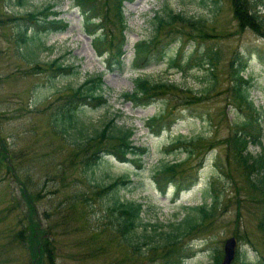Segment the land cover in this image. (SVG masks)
<instances>
[{"label":"rangeland","instance_id":"obj_1","mask_svg":"<svg viewBox=\"0 0 264 264\" xmlns=\"http://www.w3.org/2000/svg\"><path fill=\"white\" fill-rule=\"evenodd\" d=\"M256 1L264 6V0ZM49 6L46 14L57 13L68 25L66 32H37L31 15ZM258 9L264 17V8ZM124 11L128 44L118 62L95 51L75 0H0V149L6 150L0 164V264H40L33 260L34 223L41 224L42 235L55 243L49 246L53 264H165L168 260L216 264L232 237L238 241L239 253L233 264H257L258 255L264 257L259 227L264 194L253 190L241 164L228 152L234 122L246 116L232 103L229 80L232 66L239 59H249L245 75L252 74L257 83L251 97L264 112V65L257 54H251L256 49L264 55V37L241 27L232 0H133L126 2ZM109 12L113 13V5ZM171 13L194 22L170 20L157 33L156 16L169 20ZM113 17L115 39L121 27ZM21 33L27 35V43ZM143 40L156 42L163 54L161 61H152L146 69L136 65L135 46ZM109 50L110 39L103 52ZM210 50L217 51L212 55V74L206 64ZM57 59L75 72L53 73L51 64ZM100 75L103 85L96 95L103 94L107 104L80 109V126L67 135L56 134L52 121L57 109L74 89ZM139 78L152 84L175 83L181 89L175 96L156 97L148 107L137 108L123 95L134 92ZM188 89L203 101L187 106L185 101L193 96ZM157 117L159 121L149 124ZM113 118L121 129H133L134 146L149 150L143 168L107 156L91 172L82 173L79 162L84 155L77 143L95 136ZM262 118L264 127V114ZM164 122L166 127L161 129ZM178 138H202L206 147L200 145L190 156L181 147L171 148ZM250 151L255 156L262 152L257 146ZM168 163L180 165L176 182L191 183L179 196L175 185L163 194L155 181V174ZM124 177L134 184L117 193L106 195L96 187ZM216 197L220 204L212 219L180 243L155 251L143 247L134 254L118 239L108 210L115 198L131 200L144 205L142 223L151 224L147 232L140 227L139 235H153L155 228L158 235L174 233L181 221L184 232L195 218L200 223L191 209L203 204L210 209Z\"/></svg>","mask_w":264,"mask_h":264},{"label":"trees","instance_id":"obj_2","mask_svg":"<svg viewBox=\"0 0 264 264\" xmlns=\"http://www.w3.org/2000/svg\"><path fill=\"white\" fill-rule=\"evenodd\" d=\"M130 1L132 0H76V6L79 8L84 18L87 34L92 36L93 47L100 56L107 54L110 60L116 59L118 62H122L125 55L124 48L128 42V24L125 17L124 7L126 2ZM232 1L235 17L238 19L241 27H250L258 35L264 37V17L261 14V10L258 9V6L264 8L262 5L263 3L256 0H252V2L250 0ZM110 5H113V13L109 12ZM50 8L51 6L42 12L32 13V20H34V27L37 32H65L68 25L65 24V21L59 19L57 13H53L50 17L46 14ZM44 14H46L47 17L43 18L41 16ZM113 14H115V20L121 27L120 33L115 39L111 27L114 21ZM172 14L173 13L167 14L169 20H167L165 16H156L157 33H159L160 29L164 26L170 25V20H181L189 24L194 22L193 19H189L183 15ZM96 29L97 31H95ZM198 31L201 32L202 27L199 28ZM20 36H22L21 40L23 43L28 42L29 39L25 33H21ZM198 38H203V36L198 35ZM109 39L112 43V51L109 50V52H103ZM155 43L156 42L150 43L144 40L137 43L135 48L137 66L146 67L153 60H162L163 54L156 51ZM156 53H159L161 56H157ZM215 54H217V51L210 50L206 56L209 59V63L206 64L207 66L209 65L208 68L211 74L215 70L214 61H212L214 57L212 55ZM251 54H257L260 57L259 61L264 65V55L261 52L255 49L251 50ZM248 62L250 63L249 59ZM248 62L244 59H239V62L232 66L230 72V89L235 100L232 103L236 106L237 111L238 108L245 111L246 116L241 122H234L233 132L228 140V152L234 160L241 164L243 172L249 181V185L253 187V190L260 191L264 194V127L261 123L264 112L255 104L254 99L251 97V91L254 90L257 83L255 79L256 77L252 74H249L248 76L245 75V72L248 69ZM51 66L54 67L52 72L58 73L57 75L73 73L76 70L71 66L63 67L62 64H59L58 59L52 62ZM102 80L103 77L101 75L92 77L85 81L80 87L73 90L72 95L53 115L52 123L55 128H58V130H55L56 134L67 135L69 134L70 129L77 128V125L80 126L81 123L77 119V113L80 109H84L87 106L103 107L107 104L108 100L103 94L99 96L96 95L102 88ZM180 89V86H177L175 83L160 82L152 84L148 82V80L139 78L136 81L135 91L123 95V99L131 102L137 108L147 107L156 101V97H161L165 100V97L168 95L175 96ZM188 93L193 96L187 98L185 101L187 106L194 104L195 102L203 101L202 97L195 96V93L192 90L188 89ZM168 100L169 99H166V101ZM158 118L159 117L148 120L149 124H154L156 121H159ZM166 124V122L161 123L160 128H165ZM79 132L81 133V131ZM133 136V129H121V127L117 126V119L113 118L105 124L101 131H97L95 136L82 139L80 145L77 143L80 152L84 155L83 159L79 162V166L82 167L80 168L82 173L87 174L88 172H91V170L95 169V167L102 161L106 160L107 156L114 157L121 163H139V167L142 169L144 158L149 154V150L147 148L134 146L132 140ZM179 138L171 144V148L181 147L180 150L185 149L190 156H192V153L195 152V150H198L200 145L206 147L205 140L202 138L194 141H183ZM104 140L108 142L103 144ZM98 142L100 143L98 144ZM256 145L263 149V152L257 156L253 155L250 151V147ZM2 151L6 152V150L0 149V164L2 160L6 159L5 157V159L2 158ZM75 163L76 160L71 161V164L75 165ZM179 167V164L168 163L160 169V172L155 174V181L162 193L166 194L167 188L170 185L176 186V196H179V192L186 191L190 188L191 183H189V181L186 183V179H182L179 182L175 181L178 178L176 177L178 173L175 171ZM86 180L89 182L87 175ZM132 184H134L132 179L124 177L119 178L107 187L101 185H96V187H101V192L109 195L111 193H117L121 188L129 187ZM214 202L215 204H211L210 209H207L206 205H202L192 208L191 210L197 213L201 222H204L205 220L212 219L214 216V213L220 204L219 198L216 197ZM108 210L111 213L110 221L114 232L118 235V239L120 238L125 249H131L130 251L132 254H134L136 250L142 252L143 247H149L150 251H155L160 248L162 249L171 245H177L181 242V239L184 236L188 233L194 232L195 229L200 226L198 222H195V218L192 220L193 222L188 230H184V232L182 231L181 221L178 226H174V233H160L158 235L157 229L155 228L153 235L149 233L139 235L140 227L143 226L146 232L148 227H151V224L149 223H142V214L144 213L143 204L131 200H120L115 198ZM261 215L262 217L260 219L259 227L264 234V208ZM33 228L35 230L33 260L40 264L43 263V261L47 264H53V248L50 250L49 246L55 245V243L52 244L46 239V237H44V235H42L41 224L34 223ZM29 229L32 233V225ZM25 231L21 233V236L25 234ZM156 236H160L161 240L156 241ZM168 257H170V253H168ZM220 262L221 256H218L216 258V264H220ZM165 264H172V261L168 260ZM259 264H264V258L259 261Z\"/></svg>","mask_w":264,"mask_h":264},{"label":"water","instance_id":"obj_3","mask_svg":"<svg viewBox=\"0 0 264 264\" xmlns=\"http://www.w3.org/2000/svg\"><path fill=\"white\" fill-rule=\"evenodd\" d=\"M237 241L235 238H231L225 245V256L222 264H232L236 258Z\"/></svg>","mask_w":264,"mask_h":264}]
</instances>
